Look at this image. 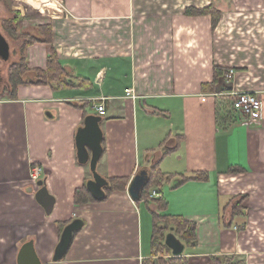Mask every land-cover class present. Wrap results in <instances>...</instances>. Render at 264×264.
Masks as SVG:
<instances>
[{
    "label": "crops",
    "instance_id": "1",
    "mask_svg": "<svg viewBox=\"0 0 264 264\" xmlns=\"http://www.w3.org/2000/svg\"><path fill=\"white\" fill-rule=\"evenodd\" d=\"M19 2L16 9L9 7L20 12L21 27L50 25L54 31L53 42L25 49L29 69L46 71L56 39L81 33L78 28L82 38L91 31L99 43L85 48L91 56H78L82 50L75 46L71 57L60 60L74 74L72 91L24 84L16 98H0V264H19L21 248L29 242L43 264H264V118L254 125L236 112L221 115L216 106L226 83L230 92L259 93L264 105V78L257 74L264 70V49L250 38L233 41L264 37V30L253 31L264 22V0ZM209 5L222 13L214 32L210 16L186 15L189 7ZM26 6L35 12L30 17ZM187 37L200 41L187 42ZM121 38L133 43L127 55L107 52ZM216 64L235 70L234 75L221 79L215 93L204 92ZM4 91L0 85V95ZM83 103H89L85 109ZM99 105H105V152L98 172L105 179L131 182L156 163L162 173L175 176L151 193L167 203L161 215L196 225L195 245H185L189 250L182 256L154 255L153 212L158 208L133 201L128 188L102 202L75 204L76 191L92 179L90 166L79 163L76 135L86 115H98ZM166 147L173 150L165 154ZM33 167L42 169L55 199L51 214L36 199ZM202 172L208 180L175 186ZM240 202L243 213L232 217L231 204ZM74 219L85 226L66 257L54 262L59 223Z\"/></svg>",
    "mask_w": 264,
    "mask_h": 264
},
{
    "label": "trees",
    "instance_id": "2",
    "mask_svg": "<svg viewBox=\"0 0 264 264\" xmlns=\"http://www.w3.org/2000/svg\"><path fill=\"white\" fill-rule=\"evenodd\" d=\"M7 8L10 12H14L16 15V18L12 22L13 24L15 23H20L21 22V14L19 11H12L9 5L7 4ZM191 10V9H190ZM198 12L199 14H204L208 13L211 15H218V18L220 17L221 13L212 7L206 8V9H196L194 10ZM219 23V19H215V22L213 21V25H217ZM17 29V28H16ZM50 30L52 29L50 25L42 26L38 28V33L39 37L34 38V40H30L29 42L25 43L24 46L21 48V58L22 61L25 63L24 67L26 69L27 73H34L36 76L35 80H31L29 78L24 79L22 74H12L11 75V81L10 83V88L6 89L1 95V97L4 96H9L12 98H16V93H17V88L20 85L24 84H37V85H51L57 89H67L70 87L74 86V80H73V73L70 69H68L63 63L56 57L54 51L52 53V56L48 60V66L46 71H42L39 69L36 70H31L28 68L25 60V49L33 45L37 42H45V43H51L50 39L43 38L42 35L44 30ZM11 34H15L16 30L14 28L10 29ZM19 61H15V63L11 66V68H17L20 65H23V63ZM227 71L226 69L222 68H217L216 72H214V77L212 82L209 84L203 85V91L204 92H210V93H215L217 85H219V78L223 73ZM46 77H48L46 79ZM218 93V92H217ZM219 93H226L223 91H220ZM223 96V95H222ZM226 97V95H224ZM219 97V98H218ZM217 98V111L221 115H229L232 114L233 107L231 103V108L230 106L226 107L225 102L221 96H218ZM89 103H83L81 105L82 109H85L88 106ZM230 105V104H229ZM86 115L85 117H87ZM103 148L105 152V146L103 143ZM173 148L166 147L165 148V154H169ZM150 169V177L149 181L142 193L141 200L139 202H145V203H155L157 206V210L153 212V239H152V245H153V253L155 256H157L159 253H162L163 255L171 256L172 253L170 249L165 245V239L167 234L173 232L175 235H179L182 242L186 246H194L195 241H196V225L192 222H189L185 220L183 217H178V216H172V215H161L162 211H165L167 209V203L164 200H154L150 197L151 195V190L154 186L158 185H163L165 183H168L170 181H173L175 176L173 175H166L162 173L158 169V164H153ZM233 172V171H231ZM236 172V171H235ZM240 172V171H239ZM208 174L205 172L202 173H197L193 177H184L182 181H180L178 184H175V186H180L183 184V182H186L187 180H200V181H206L208 180ZM109 182L108 187L105 188L106 196L102 200H106L107 197L112 193V192H125L127 191V188L130 184V179L129 178H117V179H106ZM75 204L76 205H85L89 204L92 202H102L96 200L91 193L88 191L86 186H83L81 189H78L75 193ZM241 204L240 203H233L231 204V207L229 208L230 210V215L232 217L238 216L243 213V210H241ZM68 225V223H59V229L61 233L63 232V229ZM155 264V263H153Z\"/></svg>",
    "mask_w": 264,
    "mask_h": 264
},
{
    "label": "water",
    "instance_id": "3",
    "mask_svg": "<svg viewBox=\"0 0 264 264\" xmlns=\"http://www.w3.org/2000/svg\"><path fill=\"white\" fill-rule=\"evenodd\" d=\"M0 59L8 62L11 59V47L8 40L0 33ZM103 117L100 115H88L82 127L79 128L76 135V148L79 163L89 165L92 172V179L86 184L88 191L98 201H102L105 196V188L108 187L109 182L98 172V164L103 156V138L104 134L101 128ZM150 169L144 168L137 173L131 180L128 186V193L131 199L135 202L141 200L142 193L149 181ZM39 190L36 192L37 201L43 206L48 214H51L55 199L50 195L46 181L40 180L38 185ZM85 222L82 219H74L71 221L61 233L59 243L56 247L54 262L62 261L75 238L79 233ZM165 245L171 250L174 257H180L185 251V244L173 233H169L165 239ZM19 264H43L35 251L32 242L26 243L21 248Z\"/></svg>",
    "mask_w": 264,
    "mask_h": 264
},
{
    "label": "rangeland",
    "instance_id": "4",
    "mask_svg": "<svg viewBox=\"0 0 264 264\" xmlns=\"http://www.w3.org/2000/svg\"><path fill=\"white\" fill-rule=\"evenodd\" d=\"M9 2V4L12 5V8L16 9V7L20 6L21 5V2H19V0H7ZM246 1H249V0H244V2ZM7 4L4 0H0V33L2 35L5 36V38L8 40L9 44H10V47H11V59L8 61V62H4L0 59V85L4 86V90L10 88V83L9 81H11V75L12 74H22L21 77H23L24 79H33L35 80L36 76L34 75V73H27L26 72V69L24 67L25 63L22 61V58H21V55H20V52H21V48L22 46H24L25 43L29 42L30 40H34V38H38L39 37V33H38V29H34V28H25V27H21V24L18 22V23H12L14 21V19L16 18V15L14 14V12H10L7 8ZM8 4V5H9ZM212 7L213 9H215L217 11L216 8H214L213 5H209L208 7L206 8H210ZM27 10L30 11V13L28 14L29 15H33V8H30V7H27ZM206 8H195V7H189L186 11V15L187 16H192V17H200V16H210L211 17V20H212V32H214L217 28V26L219 25L220 21H221V17H222V13L220 15V17L218 18V15H211L209 14L210 12L208 13H204V14H199L198 12L194 11L196 9H206ZM47 9L50 10V8L48 7ZM191 9V10H190ZM50 12L53 13V10H50ZM39 14L37 13V16ZM48 15V13H47ZM30 17V16H29ZM40 17V16H39ZM215 19H219V23L217 25H213V21L215 22ZM108 20L106 21H103L105 23H107ZM235 24H238L239 26L243 25V23H235ZM248 24H254L255 26L258 25V23H248ZM247 24V26H248ZM75 25H78L81 27V24H75ZM108 28L109 27V24L106 25ZM14 28L16 30L15 34H11V31L10 29ZM17 28V29H16ZM52 28V26H51ZM190 28H193V27H187V30H189ZM76 29V28H75ZM77 30H79L81 33H78L76 34L75 36L71 37H67V38H57L56 39V48H55V55L56 57L61 60V59H68L69 57H71L72 53L70 52L71 51V47H77L80 50H82L78 56H84V55H89L91 56L89 53L87 54V52H85V48L88 47V45H91V46H98L97 43H99V39L96 37V36H93L91 34V31H90V37H83L82 38V31L78 28ZM123 30V29H121ZM257 30H264V22L260 24V29L258 27H255L253 29V31H257ZM85 31V30H84ZM43 38H47V39H50L51 42L54 41V31H53V28L50 29V30H44L43 31ZM247 38H250L249 40H253L254 43L258 44L259 45V48H263L264 49V37H260L257 39V37H245V36H242V37H239V38H234L233 41H238V42H246ZM186 41H190V40H193V41H197L199 40L200 41V38L197 37V38H191V37H187L185 38ZM107 41L111 40L109 38L106 39ZM104 42V40H103ZM132 42L131 39H128V38H121V39H117V45H110L109 47L106 48L107 52H116L118 56H120V54H124V55H127L126 53L129 52L131 50L130 48V45H133V43H130ZM254 43H250L251 46H253ZM102 45V44H101ZM75 47V48H76ZM77 50V49H75ZM97 55V54H96ZM263 58L264 56H260V60L263 61ZM250 62L253 63V61L255 60V56L253 53L250 54ZM15 61H19L23 63V65H20L19 67L17 68H11V66L15 63ZM259 61V59H258ZM217 68H222V69H226L227 71H225L223 73V75L220 76L219 78V83H221V79H224L225 81H229L230 79L227 77L228 73L232 70V69H227L223 66H219V65H215L213 70L214 72H216V69ZM245 69H237V71H244ZM253 71L256 72V70L254 69V67L252 68ZM235 72V70H234ZM257 74L259 76H261L262 78H264V70L260 71L259 69L257 70ZM48 77H46L47 79ZM210 82L208 83H204L203 85L205 84H209ZM203 85H202V90H203ZM259 87H263V86H259ZM223 91L226 92V93H229L231 91V88L230 86L227 85V83L225 84V86L223 87ZM68 89H71L70 91L73 90V88H68ZM81 89V88H80ZM79 89V90H80ZM222 91V89H221ZM220 92V91H219ZM246 92H251V93H255L254 91H246ZM257 94V93H255ZM259 94V93H258ZM257 94V95H258ZM259 96V95H258ZM221 98H223L224 102H225V106L228 107L230 106L229 108L232 110L231 108V103L232 101L234 100L232 97L230 96H221ZM219 100V99H217ZM230 104V105H229ZM233 112V111H232ZM165 153V151H164ZM158 169L161 171V169L159 168L158 166ZM162 172V171H161ZM177 236V235H176ZM180 240V236L178 235L177 236ZM182 241V240H181ZM187 250L188 247L186 248Z\"/></svg>",
    "mask_w": 264,
    "mask_h": 264
},
{
    "label": "built area",
    "instance_id": "5",
    "mask_svg": "<svg viewBox=\"0 0 264 264\" xmlns=\"http://www.w3.org/2000/svg\"><path fill=\"white\" fill-rule=\"evenodd\" d=\"M234 75V70H231L227 77L230 79ZM218 95V94H217ZM216 95V96H217ZM224 95L232 97V107L234 112L240 114L245 121L252 124H261L264 118V105L262 99L251 92H229ZM203 98V100H205ZM98 115L102 116L105 113V105H99L96 107ZM31 180L34 186H37L39 181L42 180V169L39 167H33L31 170ZM157 196L156 191H152L150 197Z\"/></svg>",
    "mask_w": 264,
    "mask_h": 264
}]
</instances>
